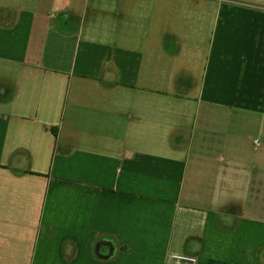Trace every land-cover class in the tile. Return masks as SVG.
<instances>
[{"label":"crops","instance_id":"obj_1","mask_svg":"<svg viewBox=\"0 0 264 264\" xmlns=\"http://www.w3.org/2000/svg\"><path fill=\"white\" fill-rule=\"evenodd\" d=\"M0 264H264V0H0Z\"/></svg>","mask_w":264,"mask_h":264}]
</instances>
